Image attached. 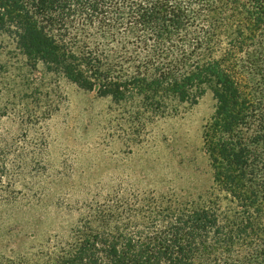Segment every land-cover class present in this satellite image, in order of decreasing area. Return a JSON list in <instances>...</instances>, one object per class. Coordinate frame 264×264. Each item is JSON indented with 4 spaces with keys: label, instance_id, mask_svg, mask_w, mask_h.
Masks as SVG:
<instances>
[{
    "label": "trees",
    "instance_id": "obj_1",
    "mask_svg": "<svg viewBox=\"0 0 264 264\" xmlns=\"http://www.w3.org/2000/svg\"><path fill=\"white\" fill-rule=\"evenodd\" d=\"M0 57L13 110L60 78L136 129L207 89L216 101L205 195L113 191L68 234L1 264H264V0H0Z\"/></svg>",
    "mask_w": 264,
    "mask_h": 264
},
{
    "label": "rangeland",
    "instance_id": "obj_2",
    "mask_svg": "<svg viewBox=\"0 0 264 264\" xmlns=\"http://www.w3.org/2000/svg\"><path fill=\"white\" fill-rule=\"evenodd\" d=\"M42 88L24 93H37L38 103L16 100L26 108L13 110L15 101L0 97V108L9 106L0 116V264L68 234L88 204L113 191L136 186L192 198L209 190L203 132L216 105L210 89L178 114L136 129L95 91L64 78Z\"/></svg>",
    "mask_w": 264,
    "mask_h": 264
}]
</instances>
